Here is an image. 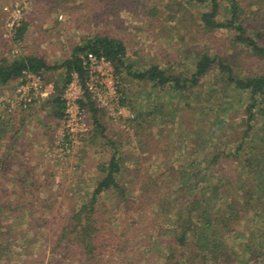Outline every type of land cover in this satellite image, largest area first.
<instances>
[{
	"label": "trees",
	"instance_id": "obj_1",
	"mask_svg": "<svg viewBox=\"0 0 264 264\" xmlns=\"http://www.w3.org/2000/svg\"><path fill=\"white\" fill-rule=\"evenodd\" d=\"M65 1L69 23L75 21V6ZM57 2L46 0L41 8L52 14ZM101 2L99 20L111 13L116 18L123 7L140 11L155 43L149 46L151 59L134 58L140 50L130 55L118 32L96 31L83 35L59 66L47 64L36 50L1 56L0 86L26 70L43 75L63 68V84L53 81V92L41 102L60 120L63 89L72 73L84 85L82 55L92 52L111 63L118 79L147 84L170 101H151L144 91L143 104L131 108L140 153H122L110 142L113 151L97 163L92 190L67 209L58 200L62 185L44 186L36 165L16 161L19 152L10 142L0 152V264H34L33 259L38 264H263L257 248L264 246V141L251 132L260 123L264 131V0ZM76 20L83 27L85 21ZM28 25L30 20L22 19L14 41L23 40ZM219 32L230 38L219 41ZM127 101L124 95L119 103ZM78 103L90 111L94 127L87 136L104 134L100 108L90 96L85 92ZM177 106L181 117L171 119ZM6 122L0 117V144ZM76 152L53 157L48 165L73 174L87 170L74 162L68 168L67 159L79 156ZM154 154L162 159L159 167L137 168L135 158ZM130 212L139 213L138 219Z\"/></svg>",
	"mask_w": 264,
	"mask_h": 264
},
{
	"label": "rangeland",
	"instance_id": "obj_2",
	"mask_svg": "<svg viewBox=\"0 0 264 264\" xmlns=\"http://www.w3.org/2000/svg\"><path fill=\"white\" fill-rule=\"evenodd\" d=\"M45 1L46 0H0V57H14L25 50H36L35 53L43 56L47 64L59 66L63 60L70 56L72 46L79 42L83 35H93L96 31L102 33L110 31L121 34L130 55L137 50L141 51L137 55L133 54L134 58H137L140 54H147L146 57L148 59L153 57V52L151 53L152 50H150L149 46L155 43L149 34L150 28L146 25L148 23L147 19H142L139 10L135 13L133 6L121 8L116 18L111 13L108 17H105L106 20H102V18L99 20V14L102 12L104 5L101 0H66L67 6L69 4L75 6L72 11L74 13H71L73 14L71 17H74L73 20L75 21L67 23L66 18H68V10L61 0L57 2V12L53 11L52 14H49L46 7L41 8V6H47ZM149 1L150 0H148V4ZM96 15L99 17H96ZM89 16L93 18L92 21L87 20ZM77 18L85 21L83 27L77 24ZM22 19H29L30 25H28L23 40L14 41L15 28L20 25ZM216 38L220 39L219 41L229 39L230 33H216ZM138 64L139 63H137V65ZM43 76L46 90L52 91L54 90L53 81H57L58 84L62 85L65 74L63 68L59 67L52 71L43 72ZM118 80H120L121 83L122 96L125 95V99L127 98L128 100L126 103L127 105H122L120 116L117 119L109 117L106 112L100 109L99 118L101 124L105 128L104 134L102 132V134L99 135L96 132V136L91 137L90 134L85 139L79 141L76 148V153L79 154V156L75 155L67 159L68 168H71L74 162L80 163V166L87 170L82 169L80 173H77V169H74V174L69 170L60 172L56 170L54 166L48 165L51 163L49 160L53 157L57 158L55 154L56 150L52 146V139L57 128H61L62 119H54L48 111L43 109V104H41L43 101L40 103L37 101L38 103L33 104L27 109L21 110L18 108L20 113H18L14 119L9 118L8 113L11 112L10 110L17 104L15 95V85L17 82L15 85H13L12 82L0 86V117L2 120L8 121L6 122L8 126L4 129L6 131L0 144V152L9 148L11 142L14 145L13 149L19 152L17 153L16 161L24 162V164L26 163L29 167H32L31 165L33 164L36 165V170L38 171L37 175L40 176L39 181L45 184L44 186L47 187L49 181L62 185L61 189L58 188L61 194L58 200L65 202L64 204L66 206L64 209L69 208L70 204H79V202L87 197V192H90L95 185L97 163L107 159L113 151V148L122 153H136L137 155L140 153L141 149L138 147L139 139L135 137L134 133V131H136V126L131 122L132 115L134 114L131 108L137 111L140 104H143V101L140 100L147 95L144 91L149 92L151 101H162V103L170 101L165 92L156 93L155 90H151L147 84L133 81L130 78L125 79L123 75H120ZM144 105L148 106L146 102ZM145 106H143V109ZM163 109L166 110L165 107ZM87 112L89 124H91L90 111L87 110ZM179 112V106H177L175 108V113L174 111L169 113L171 119H174L176 115L180 116ZM173 114L175 115L172 116ZM10 116H12V114ZM38 116H40L41 120L38 119ZM154 116L155 114L150 115L149 119H153ZM21 117H23V119L20 121ZM160 122H162V120ZM233 122L235 125L238 123L235 119ZM258 123H260V121ZM164 124L168 125V123ZM261 124L262 123L256 124L254 126L256 128L251 134H254L256 138H261L263 139L262 141H264V131L261 130L263 128L260 126ZM156 125H159V120H156ZM93 127L92 125L91 128ZM42 131L44 136L41 134ZM155 133L156 131H152L151 135L154 136ZM11 136L13 137L12 141L10 139ZM110 142H114L112 145L113 148L110 146ZM263 143L264 142H262V144ZM184 144L185 142L182 143V145ZM13 149H10V151ZM45 156H47V158H45ZM135 161L138 164L136 165L137 168L152 170L160 166L162 159L154 154L148 159L135 158ZM129 166H135L133 160L129 161ZM8 170L11 171L12 169L9 168ZM50 171L54 172L50 174ZM6 178L7 177H3L2 180L5 182ZM106 201L108 200L106 199ZM107 205L106 203V206ZM108 212H106V214ZM139 215L140 214L137 212H130L128 216L138 219ZM116 221L118 220H114V224H122L120 221ZM33 249L35 251L38 250V248ZM257 249H259V252L262 253L261 255L264 256V246L263 248ZM39 262L33 259L34 264H38ZM257 264H260V262Z\"/></svg>",
	"mask_w": 264,
	"mask_h": 264
},
{
	"label": "built area",
	"instance_id": "obj_3",
	"mask_svg": "<svg viewBox=\"0 0 264 264\" xmlns=\"http://www.w3.org/2000/svg\"><path fill=\"white\" fill-rule=\"evenodd\" d=\"M82 64L85 69L84 85L79 76L72 73L62 92V98L65 99L62 126L57 128L52 139L57 157L75 152L79 141L88 135L87 132L91 128L87 112L89 109L78 103L84 99L85 92L95 106L106 112L109 117L117 119L121 113L122 104L119 103L122 98L121 83L114 74L111 63L104 57L86 52L82 55ZM51 92L53 90H46L44 76L41 73L23 71L15 85L17 104L9 110L28 108L43 101Z\"/></svg>",
	"mask_w": 264,
	"mask_h": 264
},
{
	"label": "crops",
	"instance_id": "obj_4",
	"mask_svg": "<svg viewBox=\"0 0 264 264\" xmlns=\"http://www.w3.org/2000/svg\"><path fill=\"white\" fill-rule=\"evenodd\" d=\"M17 80H18V78H16V79H13V80H11L9 83H12L13 82V85H15V83L17 82ZM9 83H7V84H9ZM7 84H4V85H7ZM2 86V85H1ZM45 107V106H44ZM44 107H43V109H44ZM45 110L46 111H48L49 112V114H50V110L49 109H47V108H45ZM52 116V115H51ZM39 118V120H41V118H40V116H38ZM48 127V126H47ZM43 133V131L41 132V134ZM43 135V134H42ZM44 136V135H43Z\"/></svg>",
	"mask_w": 264,
	"mask_h": 264
}]
</instances>
